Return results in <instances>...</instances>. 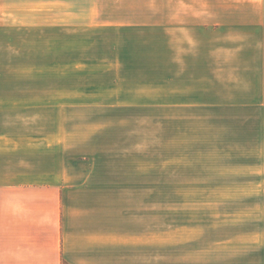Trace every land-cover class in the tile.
Instances as JSON below:
<instances>
[{"label":"rangeland","instance_id":"374dc122","mask_svg":"<svg viewBox=\"0 0 264 264\" xmlns=\"http://www.w3.org/2000/svg\"><path fill=\"white\" fill-rule=\"evenodd\" d=\"M219 1L9 0L0 80L72 187L130 239L176 244L154 256L264 264V65L230 22L264 0H228V62L208 56Z\"/></svg>","mask_w":264,"mask_h":264},{"label":"crops","instance_id":"0c3cea01","mask_svg":"<svg viewBox=\"0 0 264 264\" xmlns=\"http://www.w3.org/2000/svg\"><path fill=\"white\" fill-rule=\"evenodd\" d=\"M9 7V0H0V73L8 64ZM181 7L189 9L183 1ZM215 7L224 9L225 18L213 24L225 28L211 31L208 56L215 61L224 52L228 62V0ZM230 22L251 29L254 35L241 43L240 55L256 58L252 65L261 70L264 19ZM217 31L219 37L213 38ZM9 94V82L0 80V264H192L190 258L154 256V245L176 244L130 239L122 232L120 214L115 224L95 193L88 196L83 192L88 189L72 187L49 148L26 140L24 122L19 128L18 119L24 100Z\"/></svg>","mask_w":264,"mask_h":264}]
</instances>
